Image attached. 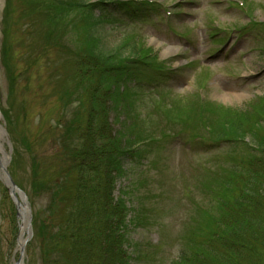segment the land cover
<instances>
[{
    "label": "rangeland",
    "instance_id": "1",
    "mask_svg": "<svg viewBox=\"0 0 264 264\" xmlns=\"http://www.w3.org/2000/svg\"><path fill=\"white\" fill-rule=\"evenodd\" d=\"M106 2L120 6H107L100 48L133 58L109 117L138 150L116 184L132 199L127 250L136 264H168L257 160L250 145L264 147V0ZM87 28L73 0H0L2 146L30 210L23 264H41L33 217L47 220L53 203L58 219L71 196L61 136L91 87L77 72ZM19 224L0 180V264L18 258Z\"/></svg>",
    "mask_w": 264,
    "mask_h": 264
},
{
    "label": "trees",
    "instance_id": "2",
    "mask_svg": "<svg viewBox=\"0 0 264 264\" xmlns=\"http://www.w3.org/2000/svg\"><path fill=\"white\" fill-rule=\"evenodd\" d=\"M73 3L88 22L77 72L89 77L91 87L86 107L74 113L61 136L69 161L67 173L73 175L70 199L64 201L58 219L51 203L47 220L33 217L32 228L41 264H136L127 250L134 221L129 215L132 199L122 190L116 193V184L126 173L129 157L138 150L125 143L109 119L117 109L110 94L133 58L106 55L96 36L105 22L107 6L120 5L106 0ZM74 133L81 143L72 147ZM250 146L258 153L257 160L246 173L234 175L228 195L216 200L218 215L209 217L202 234L192 235L168 264H264V147Z\"/></svg>",
    "mask_w": 264,
    "mask_h": 264
},
{
    "label": "water",
    "instance_id": "3",
    "mask_svg": "<svg viewBox=\"0 0 264 264\" xmlns=\"http://www.w3.org/2000/svg\"><path fill=\"white\" fill-rule=\"evenodd\" d=\"M0 131L2 132V136L5 137V132L1 128V126ZM7 161V156L4 158V161L0 159V180L3 186L6 188L9 197L11 198V201L13 202V205L16 210V217L20 220V224H23V221L26 223V237L22 238L20 234L18 236V259L13 264H23L25 245L29 241L31 236L30 210L27 204L26 196L17 188L7 171Z\"/></svg>",
    "mask_w": 264,
    "mask_h": 264
},
{
    "label": "bare ground",
    "instance_id": "4",
    "mask_svg": "<svg viewBox=\"0 0 264 264\" xmlns=\"http://www.w3.org/2000/svg\"><path fill=\"white\" fill-rule=\"evenodd\" d=\"M3 129V128H2ZM3 136H2V132L0 131V159L2 161H4V158L6 157L4 151H3V146H2V142H3ZM21 223V222H20ZM26 223L23 221V224H20V235L23 237L24 233H26V228H25Z\"/></svg>",
    "mask_w": 264,
    "mask_h": 264
}]
</instances>
